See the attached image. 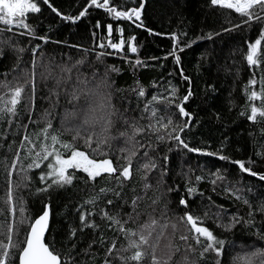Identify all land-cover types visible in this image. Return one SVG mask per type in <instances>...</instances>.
Segmentation results:
<instances>
[{
    "label": "trees",
    "instance_id": "1",
    "mask_svg": "<svg viewBox=\"0 0 264 264\" xmlns=\"http://www.w3.org/2000/svg\"><path fill=\"white\" fill-rule=\"evenodd\" d=\"M41 7L40 13L28 14L27 22L35 30L36 36H46L47 42L28 35H19L21 29H13L12 32L5 31L4 37L11 36L13 43H18L20 47L26 49L23 53V59L18 67L16 65V54L7 46H3V56L0 57V80L5 79L15 84L17 81L24 83V75L21 70L31 73L32 52L31 49L39 44L40 48L36 53L37 67L35 69V109L32 113V119H39L41 114L47 111L50 113V119L54 128H60V121L66 110H71L72 103H69V93L76 83L77 75L80 79L93 80L95 73L96 80L107 74V79L111 83L113 103L125 117L131 122L133 117L141 115L144 103L150 99L149 94H165V89L170 86L178 88V95L186 94L189 87L193 95L185 104L186 109L191 113L189 127L182 134L190 146H195L205 151H218L222 149V154L230 156L232 159H241L246 162L251 158L254 163L250 166L254 171L264 174V158L258 157L257 151L264 152V135L260 133V128L264 125H257L248 122L245 117L239 115L241 106L245 103L243 89L247 80L255 71L259 80L264 75V63L259 67L250 70L246 64L245 54L247 42H254L258 38L259 24L254 23L251 29L247 25H242L233 31H223L231 28L232 25L240 24L241 18L233 10L221 9L219 6L210 5V0H110L117 6L123 3L125 7L137 6L140 2L144 3L142 9V20L144 27L137 28L128 21H117L112 19L103 9L90 7L88 13L81 17L76 23L63 21L56 16L42 0H36ZM53 6L64 15L75 16L87 4L88 0H49ZM111 23L114 29V36H118L115 30L123 27V37L127 39L129 35L136 37L133 43L136 44L137 53L126 51L117 52L110 48H100L101 43L107 44L106 25ZM99 24V27L96 25ZM0 25V28H3ZM151 29V32L148 31ZM187 33L181 37L180 33ZM177 33L178 42L183 46V42H189L190 46L184 47V50L176 51L180 56V64L175 63L173 56L169 52L173 50L174 42L171 34ZM213 33L212 39H207V34ZM219 33V35H215ZM111 53L97 57L100 53ZM41 53L43 54L41 56ZM262 54H264V42H262ZM155 58V59H154ZM136 59L143 61L144 66L136 65ZM83 63L77 64V61ZM72 66L71 79H67L68 73L61 72V66ZM115 68L116 71L112 69ZM183 69L184 75L190 78L184 80L179 71ZM19 74V75H18ZM59 80V83L57 81ZM145 89V97L138 98V88ZM258 87V85H257ZM136 89L137 91H133ZM0 89V92H3ZM31 84L25 86V94L30 93ZM138 99L140 101L138 106ZM235 101V105L229 101ZM83 97H81V103ZM75 103V102H73ZM20 108L21 115L25 123L28 122V116L24 111V102ZM162 107V105H157ZM128 109L125 111V109ZM174 111V109H170ZM147 115V113H145ZM173 119H187L174 116ZM148 121L146 119L138 120L143 125ZM42 126V124L40 125ZM33 125H29L31 129ZM117 127H124L118 121ZM6 125H0V133L4 132ZM63 131V129H61ZM251 133V135H250ZM72 134L64 132L62 138L71 141ZM19 136H8L5 141L0 136V208L5 210L4 215H0V222L5 221L7 215V205L4 203L7 193V172L3 161L6 159L10 164L14 156L16 145L13 140L19 141ZM143 143L147 137H138ZM79 146V141L74 142ZM172 151L167 152L164 145L159 146L160 155L167 154L169 159L166 163L167 172L160 180V169L154 170L148 177V183L152 185L149 189H143V182L139 179V174L133 172V180L127 182L123 189V199L131 201L134 195L143 197L138 201L140 216L136 218V223H143L148 215L151 214L161 223L162 214L168 220L177 222L178 216L183 214L184 208L179 204V200L184 198L189 201L191 210L195 215H203L205 206L211 205L209 216L217 211L216 205H222L224 212L223 222L227 223L231 215H238L248 219L249 208L241 201H237L224 188L232 187L236 180L239 184L236 187L244 188L243 195L247 198L253 210L261 203H264V181L258 177H252L246 173L238 171V166L230 161L219 160L218 157H209L199 153H189L180 146H175ZM12 144L13 150L8 151L7 145ZM223 145V148H222ZM121 147H127L123 139H117L112 142L110 156L114 163L117 156H122ZM83 150V149H82ZM143 150L135 158L133 169L136 167V161L142 158ZM155 156L156 153H150ZM23 159V153H21ZM103 158V157H98ZM25 164L27 160L23 161ZM123 164L124 160L121 159ZM217 169L223 171L227 169L228 183L219 184L217 182L215 190L209 182L210 172ZM40 170H34L30 173L32 181L27 188L21 186L13 188V197L19 200L21 197L25 201L27 209L26 215L35 218L42 213L45 204L51 207V224L46 242L54 244L57 251L64 252L67 249L64 245L71 244L68 240L71 227L77 228V237L79 238L75 250L71 253L75 260L73 264H103L104 251L116 239V246L119 248L123 241L122 237L107 226L99 215L92 217L99 229L93 232L90 228H85L83 232L79 231V212L77 209L85 199L93 195L101 186L112 187L115 181H106L98 178L95 188L91 184H86L83 173H76L71 185L63 188L53 187L48 191L40 192L37 188H42L37 173ZM203 176L204 179L196 181L195 176ZM13 183L17 182V176L12 177ZM221 185V186H220ZM187 186H194L197 192L189 196ZM171 187L174 190L168 192ZM135 189L133 191L132 189ZM251 191H248V189ZM202 193L203 195H200ZM159 197L156 204L152 200ZM210 198V199H209ZM106 199H113V205H106ZM166 205V209H165ZM103 206L110 209H120L121 215L131 212L128 204L121 206V199H117L109 193L107 197L100 200L96 207L97 213ZM89 207V206H86ZM19 215V213H17ZM212 220V221H211ZM207 219L204 226L214 231V234L226 241V248L239 245H255L264 247V240H259L254 234L264 230V214L256 212L254 215V225H236L230 231L217 227L214 219ZM135 227V225H129ZM6 232L7 225L4 224ZM190 227V226H189ZM27 231V227H21V236ZM165 237L161 240V245L171 242L180 247V253L175 259H179L185 254V244L179 239V236L185 232L183 226L174 235H171V228L165 231ZM180 233V234H178ZM189 235L188 243L191 240L192 233ZM2 236V235H1ZM103 237V243L101 242ZM1 238V237H0ZM4 239V238H1ZM16 237L14 236V240ZM92 247L86 255L82 250L87 249L91 241ZM191 259H198L196 254H189ZM227 259V257H225ZM175 264V260L173 262ZM198 264H205L204 261H198ZM211 264V261H208Z\"/></svg>",
    "mask_w": 264,
    "mask_h": 264
},
{
    "label": "snow or ice",
    "instance_id": "2",
    "mask_svg": "<svg viewBox=\"0 0 264 264\" xmlns=\"http://www.w3.org/2000/svg\"><path fill=\"white\" fill-rule=\"evenodd\" d=\"M56 16L63 21L76 23L81 17L88 13L90 7L103 9L112 19L117 21H128L137 28L144 27L142 20V9L144 3L140 2L134 7H125L123 3L118 6L110 2V0H88L86 6L75 16L62 14L57 7L53 6L49 0H42ZM210 5L219 6L221 9L233 10L241 18L240 24L232 25L231 28L223 29V31H233L242 25H247L251 29L254 23L259 24L258 38L254 42H247V50L245 54L246 64L250 70L259 67L264 63V54H262V42H264V0H210ZM41 7L36 0H0V57L3 56V46L7 45L13 53L16 54V65L18 67L23 59L25 48L20 47L18 43L12 42V37H4L5 31L12 32L13 29H21L19 35H28L39 40L47 42L46 36H36L32 25L27 22L28 14L40 13ZM100 25L97 24L96 27ZM107 44L101 43L100 48H110L117 52L126 51L137 53L136 44L133 43L136 37L129 35L127 39L123 37L124 28H117L115 31L119 33L114 36V29L111 23L106 25ZM151 32V29H148ZM187 33L181 32L180 36H186ZM213 33L207 34V39H212ZM215 35H219L216 33ZM174 42L173 50L169 52L173 56L175 63L180 64V56L176 55V51H183L184 47L190 46L189 42L184 41L183 46L178 42L177 33L171 34ZM40 48L37 44L31 49L32 60L31 73L21 70L25 79L24 83L17 81L13 84L5 79L0 80V125H6L4 132L0 133L6 141L8 136H19V141L13 140L16 145L13 159L9 164L5 159L3 161L7 172V193L4 203L7 205V215L5 221L0 222V235L4 239H0V264H73L75 257L71 254L79 240L77 237V228L71 227L68 240L71 244H65L67 251H57L54 244L45 240L46 232L49 227V205L45 204L42 213L35 218L26 215L27 209L25 201L21 197L19 200L13 197V188L21 186L27 188L32 181L30 173L34 170H40L37 173L42 188L37 191L44 192L53 188H63L73 183L76 173H83V179L86 184H91L95 188L98 178L106 181H115V185L109 187L101 186L97 192L89 196L83 201L77 209L79 212V231L83 232L85 228H90L96 232L100 225L96 223L92 217L99 215L107 226L114 230L118 237H122L125 243L119 248L116 246V239L104 251L103 264H198V261H204L208 264H264V247L255 245H239L226 248V241L216 234L209 227L204 226L206 218H213V222L217 227L230 231L236 225L243 223L244 225H254V215L256 212L264 214V203H261L253 210L250 201L244 197V188L236 187L239 184L237 179L232 187H225L224 191L243 204L248 206V219L238 215H231L228 222H223L224 212L222 205H216L217 211L209 216L211 205L205 206L203 216L195 215L191 210L188 200L181 198L179 204L183 206V214L176 219L179 224L183 225L185 232L179 236L184 242L185 249L183 255L179 259H175L180 253V247L174 245L171 239L167 243L161 245L162 238L165 237V231L170 227L172 235L178 230V224L162 214L163 223L157 218L148 215L143 223H136V218L140 216L137 211L138 201L143 197L134 195L129 202L123 199L122 192L127 182L133 180V172L139 174L140 181L143 182V189L152 187L148 183V177L156 169H160V180L157 185L162 182L163 176L167 172L166 163L169 159L167 154L160 155L158 151L160 145H164L167 152L172 151L174 142L175 146H180L189 153H199L209 157H218L222 161H230L233 165L238 166V171L246 173L252 177H258L260 181H264V174L254 171L250 166L254 161L249 158L246 162L241 159H232L230 156L222 154V149L218 151H205L204 149L190 146L183 137L185 129L189 127L191 113L186 109L185 104L193 95L191 88L187 90L182 97L178 95V88L170 86L165 89V94H149L150 99L144 103L141 115L133 117L131 122L127 117L120 113L113 103L112 85L104 77L96 80L93 73L91 82L87 79H80L77 75L76 83L73 85L69 93V103L73 104L71 110H66L60 121V128H54L52 120L49 118L50 113L45 111L39 119H32V113L35 109V69L37 67L36 53ZM111 53H100L97 59ZM43 54L41 53V56ZM155 59V58H154ZM83 61H77V64ZM136 65L144 66L143 61L136 59ZM72 66H61L62 73H68L67 79H71ZM116 71L115 68L112 69ZM19 75V74H18ZM179 75L190 83V78L184 75L183 69H180ZM59 83V80L57 81ZM31 84V91L25 94V86ZM258 85V87H257ZM133 91H137L133 89ZM138 98L145 97V89L141 86L138 88ZM245 103L241 106L239 115L245 117L248 122L257 125H264V75L256 77L255 71L247 80L243 89ZM81 97L83 102L81 103ZM22 101L24 102V111L28 116V122L25 123L21 115L20 108ZM75 102V103H73ZM138 99V106H139ZM230 104L235 105V101L230 100ZM162 105V107H157ZM174 109V111H170ZM128 109L126 108L125 111ZM147 113V115H145ZM187 119H173L174 116ZM146 119V124H139L138 120ZM121 122L124 127H117V123ZM33 125L30 129L29 125ZM42 124V126H40ZM63 129V131H61ZM64 132L72 134L71 141L62 138ZM260 133L264 135V127L260 128ZM251 135V133H250ZM138 137H147L142 143ZM123 139L127 147H121L122 156L116 157V162L110 156L112 142L117 139ZM76 141H79L77 146ZM0 147H4L0 143ZM223 148V145H222ZM83 149V150H82ZM7 150L12 151L13 145L8 144ZM143 150L142 158L136 161V167L133 169L135 158ZM23 153V159L21 157ZM150 153H156L155 156ZM258 157L264 158V152L257 151ZM103 157V158H98ZM124 163L121 164L120 160ZM27 160L25 164L23 161ZM17 176V182L13 183V175ZM203 176H195L196 181L203 180ZM222 184L228 183L227 169L221 171L217 169L209 174V182L215 186L217 182ZM135 191V189H132ZM174 189L169 187L168 192ZM248 191H251L249 188ZM197 192L194 186H187L189 196ZM111 193L117 199H121V206L128 204L131 212L121 215L120 209L115 210L101 206L97 213L96 207L100 200L107 197ZM200 195H203L200 193ZM210 199V198H209ZM159 197L152 200V204H156ZM106 205H113V199H106ZM89 206V207H86ZM166 209V205H165ZM19 213V215H17ZM5 210L0 208V215H4ZM4 224L7 225L6 232ZM135 225V227L129 225ZM27 227V231L21 236V227ZM190 226V227H189ZM192 233L191 240L188 243L189 235ZM259 240H264V230L254 233ZM14 236L16 239L14 240ZM93 240L89 243L87 249L82 251L87 255L92 247ZM103 243V237H101ZM198 259H191L189 254H196ZM227 257V259H225Z\"/></svg>",
    "mask_w": 264,
    "mask_h": 264
},
{
    "label": "rangeland",
    "instance_id": "3",
    "mask_svg": "<svg viewBox=\"0 0 264 264\" xmlns=\"http://www.w3.org/2000/svg\"><path fill=\"white\" fill-rule=\"evenodd\" d=\"M219 184H220V182H219ZM220 186H221V185H220ZM203 213H204V212H203ZM201 216H203V215H201ZM211 216H212V215H211ZM211 216H210V217H211ZM207 219H209V218H206V219L204 220V223H205V221H206ZM211 219H214V217L211 218ZM211 219H209V220H211ZM211 221H212V220H211ZM176 223H177V222H176ZM177 224H178V223H177ZM182 228H183V225H181V226L178 225V230H180V229H182ZM178 230H177L176 232H178ZM165 233H166V232H165ZM178 234H180V233H178ZM171 235H172V232H171ZM0 237H1V238H5L4 236H1V235H0ZM1 238H0V239H1Z\"/></svg>",
    "mask_w": 264,
    "mask_h": 264
},
{
    "label": "water",
    "instance_id": "4",
    "mask_svg": "<svg viewBox=\"0 0 264 264\" xmlns=\"http://www.w3.org/2000/svg\"><path fill=\"white\" fill-rule=\"evenodd\" d=\"M49 205V204H47ZM49 212H50V217H49V227H48V231L46 232V235H45V240L47 239V236H48V233H49V229H50V224H51V207L49 205Z\"/></svg>",
    "mask_w": 264,
    "mask_h": 264
}]
</instances>
